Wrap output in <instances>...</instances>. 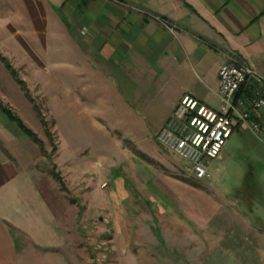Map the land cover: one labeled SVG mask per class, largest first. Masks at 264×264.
<instances>
[{"label":"rangeland","instance_id":"obj_1","mask_svg":"<svg viewBox=\"0 0 264 264\" xmlns=\"http://www.w3.org/2000/svg\"><path fill=\"white\" fill-rule=\"evenodd\" d=\"M16 68L26 87L0 57V100L41 143L0 110V147L33 170L62 216L68 243L56 256L65 264H243L222 239H237L239 204L264 189V139L237 125L199 178L159 140V104L138 103L137 113L105 88L66 87L62 65Z\"/></svg>","mask_w":264,"mask_h":264},{"label":"crops","instance_id":"obj_2","mask_svg":"<svg viewBox=\"0 0 264 264\" xmlns=\"http://www.w3.org/2000/svg\"><path fill=\"white\" fill-rule=\"evenodd\" d=\"M0 52L32 71L62 65L64 86L105 88L102 96L133 112L159 104L163 125L186 93L221 108L225 62L264 75V0H0ZM261 95L264 85L251 78L235 101L264 124V106L252 105ZM236 229L224 248H239L243 264H264V189L245 194ZM66 238L36 174L0 147V264H65L56 249Z\"/></svg>","mask_w":264,"mask_h":264},{"label":"built area","instance_id":"obj_3","mask_svg":"<svg viewBox=\"0 0 264 264\" xmlns=\"http://www.w3.org/2000/svg\"><path fill=\"white\" fill-rule=\"evenodd\" d=\"M219 77L220 109L186 93L158 134L163 144L191 162L199 178L209 175L210 161L220 156L240 121L247 122L256 133L264 131L263 123L251 119L249 109L240 108L244 102L235 101L237 92L251 78L264 85V75L248 64L230 61L221 66ZM252 105L254 108L263 107L264 95L254 98Z\"/></svg>","mask_w":264,"mask_h":264},{"label":"trees","instance_id":"obj_4","mask_svg":"<svg viewBox=\"0 0 264 264\" xmlns=\"http://www.w3.org/2000/svg\"><path fill=\"white\" fill-rule=\"evenodd\" d=\"M0 57L6 63V66L10 69L12 74L19 80L20 83H22V85L26 87V85L24 84V79L19 76L18 74L19 72L17 68L8 59V57L3 55L1 52H0ZM0 110L3 113H5L12 121H14V123L24 131V133H26L28 136H30L35 141H38L39 143H41L40 138L36 134V132L30 126H28L19 115H17L9 106L5 105L1 100H0Z\"/></svg>","mask_w":264,"mask_h":264}]
</instances>
